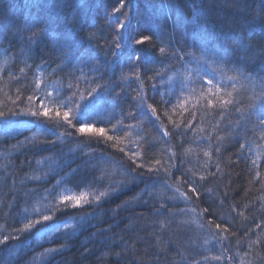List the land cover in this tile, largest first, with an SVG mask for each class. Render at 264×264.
<instances>
[{
	"label": "trees",
	"instance_id": "16d2710c",
	"mask_svg": "<svg viewBox=\"0 0 264 264\" xmlns=\"http://www.w3.org/2000/svg\"><path fill=\"white\" fill-rule=\"evenodd\" d=\"M124 2L0 0V264H264V0Z\"/></svg>",
	"mask_w": 264,
	"mask_h": 264
},
{
	"label": "snow or ice",
	"instance_id": "6c2138e0",
	"mask_svg": "<svg viewBox=\"0 0 264 264\" xmlns=\"http://www.w3.org/2000/svg\"><path fill=\"white\" fill-rule=\"evenodd\" d=\"M40 6L43 7V5H40ZM47 6H48V7H52V8L59 9V8H61L63 5H61V4H59V3H52V4L47 5ZM33 7H35V5H34ZM124 7H125V2H124V0H119V7H118V8H115L114 11H116V12H120L121 9H123ZM153 7L156 8L157 6H156V5H153ZM164 7H174V5H172L170 2H169L168 4L161 3V4L159 5V8H164ZM196 19H197V21H198V18H196ZM34 23H35V22H34ZM173 23L178 24V23H179V19L174 20ZM260 26H261L262 29H264V22H262ZM124 27H125V24H124V23H118V28L123 29ZM250 27H251V26H250ZM44 32H45V28H44V27H41V29H40V34H43ZM38 38H39L38 35H34L33 37H30V38H29V42H30V43H35V42H37ZM149 39H150V37H148V36H144V37H141L140 39H137V40L135 41V43L138 44V45H140V44H144V43H145L147 40H149ZM217 41H218L219 43H221V44L224 43V41L221 40L219 37L217 38ZM240 43H241V44H247V47H248L249 49L253 48V45H252L251 41H249V40H246V39H243V38H242V39L240 40ZM115 47H116L117 49H119V48L121 47V45H120L119 43H117V44L115 45ZM161 51H163V49H161ZM262 51H264V50H262ZM202 55H203V53H202ZM133 58L136 59L137 61H139V60L141 59L139 56H134ZM207 83H208L209 85H212V84H213V81H212L211 79H209V80L207 81ZM261 84L264 85V80L261 81ZM229 95H231V94H229ZM30 99H31V98H30ZM258 100H259V104H258V106H257V105H253V108H255L257 111H259V112L261 113V115L258 117V120H259V124H260L262 127H264V95L259 96V97H258ZM208 103L211 105V104H212V101L209 100ZM233 103H234V101H233V100H230V99H229V100H222V101H221V105H222V106H223V105H230V104H233ZM147 107H148V108H151L150 105L147 106ZM78 111L80 112V116L85 115V113H84V111H83L82 108H81V109H78ZM146 111H147V109H146ZM236 111L239 112V111H241V109H240L239 107H237V108H236ZM151 113H152V115H155V108H151ZM32 115H44V116H48V115H49V112H48L47 109H45V110H44L43 112H41V113L33 112ZM57 115H59V113H57ZM80 116H77V119H80ZM221 116L223 117V112L221 113ZM64 118H65V120H66L68 123H71V120L69 119V113H68V112H65V113H64ZM81 123H83V121H81ZM78 131L81 132V133H84V132H86V131H89V129H87L86 127H80V128L78 129ZM95 131H98L99 133H103V132H104V129H102V128H101V129H96ZM164 135H168V133L165 132ZM109 139H111V137H109ZM240 147L243 148L244 145L241 144ZM217 151H219V149H217ZM205 155H208V153L205 152ZM149 171H152V169L150 168ZM201 179H203V177H202ZM191 191L195 193V192H196V188H194V187L191 188ZM106 195H107V193L101 192V193H100V196L96 197V199L99 200L101 196H106ZM181 195H184V194L182 193ZM65 199H66V200H70V199H74V198H71V197H65ZM79 205H80V201H79V200H76V202H75V204H74L73 206L76 207V206H79ZM52 219H53V218H52L51 215H43V216H42V220H35V221H31V220H29L28 223L25 224V228H24L22 231H29V230H31L32 228H34L37 224H42L43 227L50 229L49 232H45V233H44L45 238H48V237L50 236L51 233H61V230H62V229H67V228L69 227V225H68V221H67V220H65V221L62 222V223H55V222H52ZM217 227H219V225H217ZM16 238L18 239V237H16ZM8 239H9V237H8V236H5L2 240H0V244H4L5 241H7ZM216 259H220V257H216Z\"/></svg>",
	"mask_w": 264,
	"mask_h": 264
}]
</instances>
